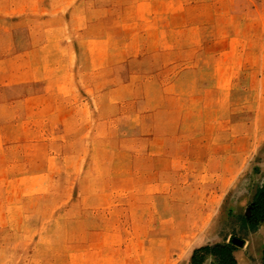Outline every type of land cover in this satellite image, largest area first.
I'll use <instances>...</instances> for the list:
<instances>
[{
    "label": "rangeland",
    "instance_id": "374dc122",
    "mask_svg": "<svg viewBox=\"0 0 264 264\" xmlns=\"http://www.w3.org/2000/svg\"><path fill=\"white\" fill-rule=\"evenodd\" d=\"M263 171L264 0H0V264H264Z\"/></svg>",
    "mask_w": 264,
    "mask_h": 264
},
{
    "label": "trees",
    "instance_id": "16d2710c",
    "mask_svg": "<svg viewBox=\"0 0 264 264\" xmlns=\"http://www.w3.org/2000/svg\"><path fill=\"white\" fill-rule=\"evenodd\" d=\"M249 210L250 216L247 217V220L250 223L264 219V185L256 188L254 192V202ZM203 249L206 252H214L221 264H236L235 260L231 257V244H226L217 248L206 247ZM198 252V250L195 251L192 264H201L202 261L198 260L196 255Z\"/></svg>",
    "mask_w": 264,
    "mask_h": 264
},
{
    "label": "crops",
    "instance_id": "0c3cea01",
    "mask_svg": "<svg viewBox=\"0 0 264 264\" xmlns=\"http://www.w3.org/2000/svg\"><path fill=\"white\" fill-rule=\"evenodd\" d=\"M262 176H263V179H264V171L262 172ZM264 181V180H263ZM263 228V230H264V221L262 222V221H260V225H259V228Z\"/></svg>",
    "mask_w": 264,
    "mask_h": 264
},
{
    "label": "bare ground",
    "instance_id": "6f19581e",
    "mask_svg": "<svg viewBox=\"0 0 264 264\" xmlns=\"http://www.w3.org/2000/svg\"><path fill=\"white\" fill-rule=\"evenodd\" d=\"M232 177V176H231ZM198 212V211H197ZM203 213V212H202ZM191 215V214H190ZM203 215V214H202ZM205 216V215H204ZM199 218V217H198ZM200 220V219H199ZM201 222V221H200ZM183 224V223H182ZM193 224V223H192ZM186 226V225H185ZM185 226H183V227H185ZM208 226H209V224H208ZM205 228V227H204Z\"/></svg>",
    "mask_w": 264,
    "mask_h": 264
},
{
    "label": "water",
    "instance_id": "95a60500",
    "mask_svg": "<svg viewBox=\"0 0 264 264\" xmlns=\"http://www.w3.org/2000/svg\"><path fill=\"white\" fill-rule=\"evenodd\" d=\"M250 211V210H249Z\"/></svg>",
    "mask_w": 264,
    "mask_h": 264
}]
</instances>
